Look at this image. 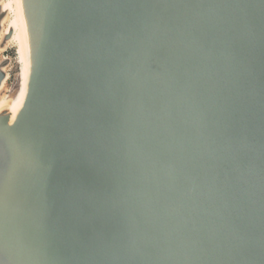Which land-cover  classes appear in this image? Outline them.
Returning <instances> with one entry per match:
<instances>
[{
	"label": "water",
	"instance_id": "obj_1",
	"mask_svg": "<svg viewBox=\"0 0 264 264\" xmlns=\"http://www.w3.org/2000/svg\"><path fill=\"white\" fill-rule=\"evenodd\" d=\"M18 2L0 264H264V0Z\"/></svg>",
	"mask_w": 264,
	"mask_h": 264
},
{
	"label": "bare ground",
	"instance_id": "obj_2",
	"mask_svg": "<svg viewBox=\"0 0 264 264\" xmlns=\"http://www.w3.org/2000/svg\"><path fill=\"white\" fill-rule=\"evenodd\" d=\"M2 7L3 10L8 13L3 27L4 34H7L10 30L12 31L10 40L8 42V47L14 45V43L17 46L18 61L16 64L19 66V74L16 78V89L7 87L6 94H4L0 99V111L7 109L10 114L15 115L20 109L25 98L26 79L28 75L27 49L18 0H4ZM10 71L11 67L7 71L8 80L10 78Z\"/></svg>",
	"mask_w": 264,
	"mask_h": 264
},
{
	"label": "rangeland",
	"instance_id": "obj_3",
	"mask_svg": "<svg viewBox=\"0 0 264 264\" xmlns=\"http://www.w3.org/2000/svg\"><path fill=\"white\" fill-rule=\"evenodd\" d=\"M3 56L6 58L8 57L12 60V63L10 65L11 71H10V78L8 80V87L16 89L17 87L16 78H17V75L19 74V66L16 64L18 61L17 60L18 56H17V46L15 45V43L14 45L7 48L6 52L3 53Z\"/></svg>",
	"mask_w": 264,
	"mask_h": 264
}]
</instances>
